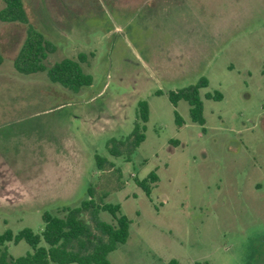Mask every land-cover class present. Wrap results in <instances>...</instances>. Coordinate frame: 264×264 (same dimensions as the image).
<instances>
[{
    "label": "rangeland",
    "instance_id": "374dc122",
    "mask_svg": "<svg viewBox=\"0 0 264 264\" xmlns=\"http://www.w3.org/2000/svg\"><path fill=\"white\" fill-rule=\"evenodd\" d=\"M22 3L26 21L0 19V232L40 233L43 211L93 197L131 220L109 264H264V0ZM28 24L55 45L46 67L84 52L91 82L73 90L45 70L18 71ZM202 76L199 123L169 91ZM141 99L145 136L131 147L121 141Z\"/></svg>",
    "mask_w": 264,
    "mask_h": 264
},
{
    "label": "trees",
    "instance_id": "16d2710c",
    "mask_svg": "<svg viewBox=\"0 0 264 264\" xmlns=\"http://www.w3.org/2000/svg\"><path fill=\"white\" fill-rule=\"evenodd\" d=\"M0 19L2 21H26V13L22 0H2ZM55 45L47 40L44 35L32 24L26 27L24 40L13 58L14 67L24 73L46 71V75L65 87L78 90L83 84L91 82V75L85 72L81 62L86 60V53L80 52L77 59L69 57L55 61L49 67L43 63V59L49 51H53ZM3 57L0 53V62ZM207 84V78L202 76L195 84H190L178 90L169 91V98L175 105L179 99H185L189 104V114L192 120L204 122L203 104L199 96V88ZM207 97L221 98V93L206 92ZM148 103L141 99L137 103V119L130 134L121 141L131 147L137 146L144 139L145 122L148 119ZM175 120L178 124L183 122L177 110L174 109ZM98 166H101L103 158L96 155ZM150 180L154 181L156 175L151 173ZM142 180L139 183L147 193L150 185ZM91 196V188H88ZM61 215L52 214L49 211L42 212L43 225L40 233L34 232L30 227H23L13 233L10 229L0 232V264H109L108 253L118 243L124 242L129 235L130 218L119 209L118 205L101 203L93 197L83 199L79 205L63 206ZM101 210H107L112 215L111 221L99 217ZM87 212L91 223L81 219L82 212ZM24 239L30 244L32 250L18 256L8 253L5 245L8 241L17 242ZM44 243H41V241ZM168 264H178L177 259L172 258Z\"/></svg>",
    "mask_w": 264,
    "mask_h": 264
}]
</instances>
